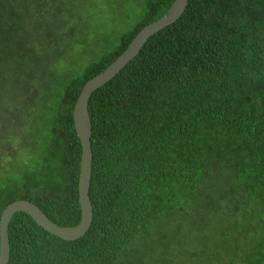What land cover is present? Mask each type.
Wrapping results in <instances>:
<instances>
[{"label": "trees", "instance_id": "1", "mask_svg": "<svg viewBox=\"0 0 264 264\" xmlns=\"http://www.w3.org/2000/svg\"><path fill=\"white\" fill-rule=\"evenodd\" d=\"M119 1L141 7L134 23L79 7L42 42L25 20L43 2L0 0V216L24 199L80 222L76 99L174 2ZM93 21L109 40L87 51ZM87 110L89 229L64 240L16 212L8 264H264V0H188Z\"/></svg>", "mask_w": 264, "mask_h": 264}, {"label": "water", "instance_id": "2", "mask_svg": "<svg viewBox=\"0 0 264 264\" xmlns=\"http://www.w3.org/2000/svg\"><path fill=\"white\" fill-rule=\"evenodd\" d=\"M188 0H174L169 9L158 19L143 26L132 38L122 53L106 68L91 77L83 85L73 108V123L81 144L80 171L78 178V197L81 210L80 222L75 226L53 224L31 201L19 199L9 203L0 216V264H8L10 249L7 227L11 216L16 212H25L49 233L64 240H75L89 229L93 218V209L89 199V185L92 172L91 123L87 110L90 95L111 80L142 49L150 36L165 26L174 23L186 8Z\"/></svg>", "mask_w": 264, "mask_h": 264}, {"label": "rangeland", "instance_id": "3", "mask_svg": "<svg viewBox=\"0 0 264 264\" xmlns=\"http://www.w3.org/2000/svg\"><path fill=\"white\" fill-rule=\"evenodd\" d=\"M41 1L43 2V9L46 8V11H42L40 13V16H37L39 22H37V20L33 21L34 19L28 18L25 20V25L33 24L35 30H37L36 33L38 34V40L42 42L48 41V39L52 40L49 37L55 36L57 32L62 33L63 27L60 28V20H67L71 16L74 17L79 7H83L88 10L92 8V10L95 11L97 10V8H100L104 12L105 18L103 20H105V25L108 23H115L126 17V23L130 25L132 24V22L134 23L136 21L141 13V7L137 6V3L132 1H128L125 4H122L119 0H87L85 3H83V0ZM75 19H70V23L73 24L75 22ZM88 24H90V26L92 27L94 35H87V28H84L80 29L79 32H77L76 36L80 38V48L83 47L86 48L87 51H90L96 43H99L100 46L106 44L109 40V37L107 36V30L104 29L101 31L99 24L95 21ZM123 31L124 30H121L118 36ZM115 38H117V36ZM98 39H101V41H98ZM112 39H114V37ZM35 43H37V41L33 42V44ZM15 50L21 52V48H15Z\"/></svg>", "mask_w": 264, "mask_h": 264}]
</instances>
